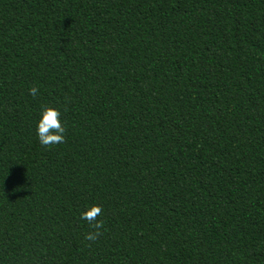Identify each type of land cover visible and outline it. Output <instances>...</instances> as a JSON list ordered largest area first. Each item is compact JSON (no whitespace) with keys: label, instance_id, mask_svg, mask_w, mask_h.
<instances>
[{"label":"trees","instance_id":"trees-1","mask_svg":"<svg viewBox=\"0 0 264 264\" xmlns=\"http://www.w3.org/2000/svg\"><path fill=\"white\" fill-rule=\"evenodd\" d=\"M0 264H264V0H0Z\"/></svg>","mask_w":264,"mask_h":264},{"label":"clouds","instance_id":"clouds-1","mask_svg":"<svg viewBox=\"0 0 264 264\" xmlns=\"http://www.w3.org/2000/svg\"><path fill=\"white\" fill-rule=\"evenodd\" d=\"M29 94L36 98L39 94V88L32 86ZM66 122L61 119V111L57 108L46 106L42 109V118L37 126V135L40 144L45 148H51L54 145L66 143ZM103 216L102 206L93 205L86 212L81 214V219L88 222L91 231L85 235V239L95 243L103 234L104 221L98 219Z\"/></svg>","mask_w":264,"mask_h":264}]
</instances>
